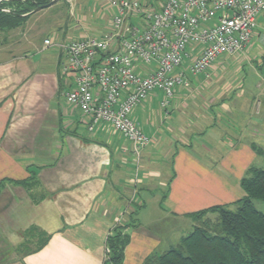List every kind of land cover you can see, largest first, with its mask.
<instances>
[{
    "label": "crops",
    "instance_id": "crops-1",
    "mask_svg": "<svg viewBox=\"0 0 264 264\" xmlns=\"http://www.w3.org/2000/svg\"><path fill=\"white\" fill-rule=\"evenodd\" d=\"M109 1L65 0L34 10L23 23L32 22L38 37L0 49V264H105L111 231L133 221L122 264H145L160 255L164 235L192 229L189 214L242 199L241 179L258 168L264 81L237 93L228 68L241 57L264 67V19L240 54L202 75L187 71L189 85L176 87L165 110L159 91L133 110L150 140L136 157L108 124L89 131L63 95L72 78L61 73L59 45L104 37L115 14ZM133 1L144 10L161 4ZM45 39L53 45L45 48ZM235 95L246 101L233 102ZM239 113L243 120L234 126L230 118Z\"/></svg>",
    "mask_w": 264,
    "mask_h": 264
},
{
    "label": "built area",
    "instance_id": "built-area-1",
    "mask_svg": "<svg viewBox=\"0 0 264 264\" xmlns=\"http://www.w3.org/2000/svg\"><path fill=\"white\" fill-rule=\"evenodd\" d=\"M109 3L115 14L104 37L59 45L65 53L61 73L72 78L63 95L89 131L108 124L139 157L150 140L132 119L133 110L154 91L165 110L176 87L189 85L187 71L205 74L219 57L240 54L264 19V0H164L158 10L133 0ZM132 17L140 25L130 24ZM52 45L43 40L45 48Z\"/></svg>",
    "mask_w": 264,
    "mask_h": 264
},
{
    "label": "trees",
    "instance_id": "trees-1",
    "mask_svg": "<svg viewBox=\"0 0 264 264\" xmlns=\"http://www.w3.org/2000/svg\"><path fill=\"white\" fill-rule=\"evenodd\" d=\"M24 1V0H23ZM49 0H25L35 8ZM22 4L11 1L10 4ZM25 12L5 13L0 10V31L20 26ZM264 159V151L257 150ZM244 197L225 206H213L191 213V231L180 239L177 246L158 256H149L145 264H264V213L254 202L264 204V170L249 168L240 181ZM214 216V217H212ZM115 226L106 240L105 264H122L129 236L126 229L132 226ZM135 226V224H134Z\"/></svg>",
    "mask_w": 264,
    "mask_h": 264
},
{
    "label": "rangeland",
    "instance_id": "rangeland-1",
    "mask_svg": "<svg viewBox=\"0 0 264 264\" xmlns=\"http://www.w3.org/2000/svg\"><path fill=\"white\" fill-rule=\"evenodd\" d=\"M25 1V0H24ZM24 1H21V5L20 4H16V2H14L13 4H10L11 1H7V0H0V10L5 12V13H21V12H25L22 15H20L19 17H25V15L34 12L35 7L34 6H30L29 3H24ZM51 0L48 1V3ZM60 1L58 4L62 5L65 3V0H58ZM57 1V2H58ZM164 0H160V3H162ZM64 2V3H63ZM65 5V4H64ZM65 11H67L66 8H64ZM45 10H43L44 12ZM32 22H29L28 24L23 23L20 26H17L11 30H5V31H0V49H6V50H15L16 48L18 49L19 47H22V45L24 43H29L31 40L34 41L35 38V34L36 37H38L37 32L32 27ZM37 25L43 26L41 25V22L39 21V23ZM45 28V30L43 31H48V26H43ZM44 34V33H43ZM43 34L41 36H39L40 38L42 37V39L46 38L45 36H43ZM41 39V40H42ZM21 49V48H20ZM226 55H223L221 57H219L215 62H217L218 60L222 59L223 57H225ZM38 58H42L39 56ZM42 60V59H41ZM237 66L236 69H232L233 66ZM257 64L255 62L254 59H252V57L248 59H245L244 57H241L240 59H238L237 61L233 62L230 64V67L228 68V73H229V77L232 80V85L233 87H236V91L237 93L239 92L240 94H242V92H246L249 91L248 87L249 84H257V83H261L262 81H264V67L262 68H257L256 67ZM202 75V74H200ZM233 102L235 101H246V97H237V95H235V97H232ZM243 114L236 115L233 114L230 118V123L233 122V125H240L241 121L243 120ZM229 123V118H226V124ZM261 141V146L264 149V139L259 138ZM264 151V150H263ZM255 167L261 168L264 170V159L263 157H260L259 159L256 160V163L254 164ZM255 208L261 212L264 213V204L258 201L254 202ZM152 206H150L151 208ZM162 224H164L162 222ZM161 225V224H159ZM184 233L182 234V236H178L176 233L173 235H170V233H168L167 235L163 236L162 242L163 244L161 245L160 250H158L157 254H161L163 251L169 250L172 247H175L179 244L180 239L182 237H184L185 235H187L190 230L187 229H183ZM180 237V238H178Z\"/></svg>",
    "mask_w": 264,
    "mask_h": 264
},
{
    "label": "water",
    "instance_id": "water-1",
    "mask_svg": "<svg viewBox=\"0 0 264 264\" xmlns=\"http://www.w3.org/2000/svg\"><path fill=\"white\" fill-rule=\"evenodd\" d=\"M7 1H23V0H7ZM58 0H51L49 3L45 4V5H42V6H39L37 8H35V11H39L41 9H44V8H47L53 4H55Z\"/></svg>",
    "mask_w": 264,
    "mask_h": 264
}]
</instances>
